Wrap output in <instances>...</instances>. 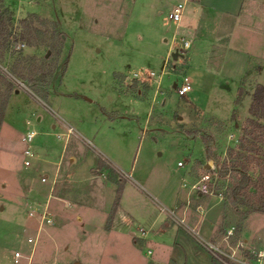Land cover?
<instances>
[{
    "label": "rangeland",
    "instance_id": "374dc122",
    "mask_svg": "<svg viewBox=\"0 0 264 264\" xmlns=\"http://www.w3.org/2000/svg\"><path fill=\"white\" fill-rule=\"evenodd\" d=\"M178 1L183 0H0V24H6L9 37L8 44L0 47V106L7 100L0 160L12 164L11 171L0 165V191L4 193L0 196V264H22L32 246L27 238L34 231L23 230L16 222L7 200L34 166L23 162L27 143L22 136L36 129L29 146L40 158L48 157L47 146H60L65 140L67 129L60 121L71 127L66 139L80 148L72 178H84L91 165H102L105 179L115 182H104L108 198L119 184L121 190L126 185L125 189L136 191L130 182L134 179L146 196L156 195L163 206L170 207L182 176L191 168L202 171L196 158L208 154V162L218 170L216 185L224 197L202 195L200 206L195 199L189 203V222L206 206L220 205L211 237L200 236L204 234L201 229L194 233L198 244L218 261L221 257L235 264L239 259L255 263L250 251L264 246V211L233 200L231 185L237 157L249 153L264 157V140L256 138L257 131L247 132L253 127L246 125L247 117L256 118L249 112L256 82L264 84V0H245V19L237 28L251 46L260 43L263 52L251 54L249 66L241 73L230 62L216 66L213 56L214 70L184 96L174 86L183 81L187 62L174 59L168 49L171 42L173 47L182 43L175 33L176 21L167 15ZM149 71L155 76L145 74ZM178 160L184 162L183 167L177 166ZM248 170L256 176L254 163ZM44 174H35L39 182ZM50 180L41 183L48 186ZM92 185L85 183L89 189ZM55 186L66 191L78 190L79 185L61 175ZM146 196L137 200L154 214L158 206ZM106 202L113 208V202ZM161 215L166 218L165 211ZM231 226L233 233L225 239ZM47 237L43 230L33 264H47ZM151 240L137 245L134 257L139 263L135 264H156L159 254L162 264H172L168 246L173 237L154 234ZM17 249L25 251L19 262L13 256ZM111 257L108 264H134L129 258Z\"/></svg>",
    "mask_w": 264,
    "mask_h": 264
},
{
    "label": "crops",
    "instance_id": "0c3cea01",
    "mask_svg": "<svg viewBox=\"0 0 264 264\" xmlns=\"http://www.w3.org/2000/svg\"><path fill=\"white\" fill-rule=\"evenodd\" d=\"M178 2L183 3V8L181 18L175 22V33L179 35L180 39L188 41L187 48L178 57L187 62L182 79L187 80L191 88L193 84L195 87L200 85L205 76H209L214 70L215 65H211L213 56H216V66L219 67L230 62L234 69L244 72L249 66V56L263 52L260 43H256L257 47L255 44L251 46V43L247 42L237 30L240 22L245 19L243 13L245 0H183ZM173 7L174 5L169 8L168 12ZM176 35L173 34V39ZM164 40L167 39L164 38ZM171 43L168 47L171 49L170 53L178 45L173 47ZM168 55L165 56V59ZM145 74L148 75V73ZM158 77L160 78V74ZM20 91L21 88L16 89L11 97ZM37 98L44 102L42 98ZM6 116L7 108L0 129L7 122ZM212 116L218 118L217 115ZM37 118L41 120L42 115L39 114ZM60 124L67 129V124L64 121H60ZM53 125L56 126V124ZM29 130L37 132L36 129ZM63 133H65V140L60 146L49 142L48 157L40 158L36 152L33 156L28 157L23 151L25 166H31L34 163L33 170L29 175L22 176L21 182H17L19 185H16L17 192L7 199L13 209L16 222L23 227V230L34 231L29 236L38 235L39 241L42 231H46L48 236L46 239L47 264H108L107 261H112L111 255L120 256L125 260L129 258L134 264L139 263V259L134 257L138 249L137 245L143 242H153L151 238L154 234L163 235L164 233L173 237V244L168 246L170 247L168 258L172 264H214L209 251L198 244L199 240L194 233L197 231L199 234L201 229L204 234H199L200 236L211 237L214 225L219 219L220 205L212 203L206 206L204 210L201 209L194 213L195 215L189 222V203L195 199V203L199 205V200H202L203 195L195 193L189 186L196 181L202 171H193L191 168L186 177L182 176L180 187L174 190V198L170 200V207L163 206L155 198L156 195L146 196L133 179L130 182L136 186V191L131 192L125 189L126 185L123 186L118 204L113 209L107 205L106 201L113 202L116 192L108 198L103 186L106 184L105 180L107 183L114 184L115 182L105 179L100 170L103 168L102 165L94 167L91 165L90 172L84 178H72L75 176L72 165L80 159L81 153L77 143H70V138L66 139L67 130ZM32 157H36L34 162L30 160V163L26 164V159ZM196 159H200L201 165L205 168L210 164L208 161L211 158L208 154H202ZM0 165L10 171L12 169L10 160L2 159ZM177 166L183 167L184 164ZM56 169L59 170L58 178L63 175L65 180L77 183L78 190L58 191L51 182L47 186L41 183L45 182L42 179L40 182L38 181L36 175L39 172L53 174ZM86 182L93 183L91 189L85 187ZM157 193L160 195L161 189L157 190ZM11 194L13 193L11 192ZM143 194L148 200L151 199V203L158 206L159 209L157 208L154 214L151 213L148 206L140 205L138 202L137 199H141ZM2 195L4 193L0 191V196ZM134 201H137L138 204H133ZM47 205L51 211L52 220L46 222L47 224L44 223L41 230L38 231L41 212ZM198 205L199 208L200 205ZM20 208L25 213L20 215ZM36 208L38 210L31 214L30 212ZM109 211L110 217L108 218ZM162 211L166 212L164 219L161 218ZM177 211L180 212H178L179 215L176 213ZM161 220L163 221L161 222ZM140 221H143L144 224H141ZM35 247L31 246V250L28 252L27 258L24 257L22 264H33ZM19 251L24 255V250ZM15 252L13 253L14 260L19 262L20 259L16 257ZM147 252L151 253V249L148 248ZM162 261L163 258L160 254L155 256L156 264H162ZM148 264H154V262L151 261Z\"/></svg>",
    "mask_w": 264,
    "mask_h": 264
},
{
    "label": "trees",
    "instance_id": "16d2710c",
    "mask_svg": "<svg viewBox=\"0 0 264 264\" xmlns=\"http://www.w3.org/2000/svg\"><path fill=\"white\" fill-rule=\"evenodd\" d=\"M1 13V12H0ZM7 27L5 23L0 24V47H5L8 44L9 37L6 33ZM11 90L8 92V99ZM7 100L4 105L0 106V124L4 118ZM249 112L254 117H247L246 125L253 127L247 132L257 131L258 140H264V122L258 118H264V84L257 83L254 91L253 98L249 107ZM254 163L257 166V174L253 177L249 173V166ZM236 166V175L232 181L231 191L233 200L242 203L252 210L264 211V157L258 153H249L242 157H237L234 161ZM227 167V166H226ZM121 184L118 185L115 199L113 201V209L118 204L121 193ZM214 264H224L218 261L215 256L213 257Z\"/></svg>",
    "mask_w": 264,
    "mask_h": 264
},
{
    "label": "built area",
    "instance_id": "2783aa9c",
    "mask_svg": "<svg viewBox=\"0 0 264 264\" xmlns=\"http://www.w3.org/2000/svg\"><path fill=\"white\" fill-rule=\"evenodd\" d=\"M183 8V3L182 2H177L175 4V6L173 7V9L171 11L168 12V18L178 21L181 18V10ZM182 43L180 45H177V47L175 49H177L180 53H183L184 50L187 48L188 46V41L185 39H181ZM166 66V63H165ZM149 76H154L155 73L154 71H149L148 72ZM175 89L178 93V95L180 96H184L187 91H189V89L191 88L190 83L187 80H183L180 83H176L175 84ZM71 127L67 126V133L70 132ZM36 131L34 130H29L28 132H26V134L23 135L22 139L27 143V147L25 148L24 152L28 157H31L34 155V151L33 149L29 146L31 144V142L33 141L35 135H36ZM26 164L30 163V159H26L25 161ZM184 162L181 160L177 161V165H183ZM58 174H59V170L56 169L54 170L53 174L50 176V174L45 173L41 179L42 181H48L49 178H51V183L52 185H55V183L57 182V178H58ZM218 180V170L214 168L213 163L209 164L208 167H205L202 172L200 173L199 177L196 179V181H194L191 185L190 188L192 190H194L195 192L199 193V194H203V195H209V196H214L217 197L219 200L223 199L224 195H223V191L217 187L216 183ZM53 190V188H52ZM38 210L37 208L34 209L33 211H31L30 213L33 214L34 211ZM51 211L48 208V205L45 206V208L43 209V211L41 212L40 215V224H39V230H41L42 225L46 222H51ZM233 233V227L231 226L230 228H228V230L226 231V235H225V239L228 238L231 234ZM28 241L30 243H32V245L35 247L38 241V235L36 236H29L28 237ZM239 246H244V242H240ZM250 253L253 254V259L255 260L254 264H264V246L261 245L260 247H258L257 249H251ZM15 255L17 258L22 257L23 253L19 250H17L15 252ZM31 258V256H30ZM219 258V257H218ZM224 264H235V263H230L229 261L227 262L225 259L223 258H219ZM237 264H252L250 263L247 259H239L238 261H236Z\"/></svg>",
    "mask_w": 264,
    "mask_h": 264
},
{
    "label": "water",
    "instance_id": "95a60500",
    "mask_svg": "<svg viewBox=\"0 0 264 264\" xmlns=\"http://www.w3.org/2000/svg\"><path fill=\"white\" fill-rule=\"evenodd\" d=\"M182 53H180L177 49L172 50L171 55L174 59H176L179 55H181ZM209 165H207L206 167H208Z\"/></svg>",
    "mask_w": 264,
    "mask_h": 264
}]
</instances>
